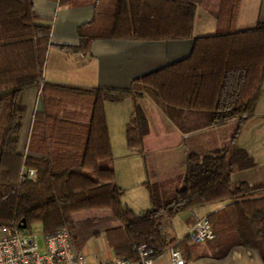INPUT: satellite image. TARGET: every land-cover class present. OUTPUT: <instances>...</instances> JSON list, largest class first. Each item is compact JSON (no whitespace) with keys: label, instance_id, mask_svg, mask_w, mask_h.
<instances>
[{"label":"trees","instance_id":"obj_1","mask_svg":"<svg viewBox=\"0 0 264 264\" xmlns=\"http://www.w3.org/2000/svg\"><path fill=\"white\" fill-rule=\"evenodd\" d=\"M237 5L238 0H222L221 13L228 21L235 17ZM196 8L183 0H117L105 22L94 32L81 33L83 49L96 37L192 38L193 44L188 56L135 78L128 89H83L93 98L87 122L60 118L46 103L43 142L48 157L40 158L21 148L27 110L22 96L27 88L43 85L51 26L36 22L32 0H0V116L7 118L0 146V228L19 225L22 219L27 229L39 223L44 233L67 227L77 249L118 221L126 241L116 251L120 258L135 259L137 245L145 243L160 255L176 244L165 227L179 212L228 201L224 210L208 216L215 234L211 241L220 254L244 246L258 250L264 261V185L232 180L235 172L256 166L236 139L252 117L262 89L264 21L245 30L227 27L193 36ZM144 96L183 133L233 120L238 126L227 146L189 155L184 174L169 194L163 189L166 182H146L152 208L138 214L123 203V190L116 181L105 103L134 100L126 138L135 151L142 148L150 129L140 103ZM24 168L34 169L36 178H28ZM90 210L108 215L76 220V214Z\"/></svg>","mask_w":264,"mask_h":264},{"label":"crops","instance_id":"obj_2","mask_svg":"<svg viewBox=\"0 0 264 264\" xmlns=\"http://www.w3.org/2000/svg\"><path fill=\"white\" fill-rule=\"evenodd\" d=\"M104 0H32L36 22L51 26L50 43L43 68V85L27 88L22 100L26 118L22 133V149L26 155L47 158L44 150L43 112L50 104L53 114L73 116L88 121L93 102L92 95L83 89H128L132 81L146 73L179 61L189 55L193 39L140 40L109 37L93 38L88 46L80 48L81 33L94 32L113 11L105 10ZM117 2V0H112ZM196 4L193 36L215 34L222 28L245 30L264 21V0H238L233 20L221 13L222 0H183ZM116 6V5H115ZM70 88H74L71 90ZM143 101L145 104H143ZM149 122V133L142 148L131 151L126 138L134 100L128 97L120 102L108 101L105 111L112 148V165L116 181L123 190V203L138 214L152 208L146 182L176 180L186 169L189 155L227 146L233 139L238 121L222 126L203 128L183 133L163 110L148 96L140 98ZM57 119L61 121L62 119ZM7 118L0 116V146ZM34 148L29 145L33 133ZM256 161V166L233 174L234 183L247 181L251 186L264 185V79L254 113L245 121L236 139ZM150 159L151 173H149ZM31 168H24L27 173ZM228 201L205 204L183 210L166 223V233L176 239L186 264H264L256 249L234 246L220 254L214 241L192 242L189 232L196 221L222 211ZM107 211L90 210L75 215L76 220L107 216ZM126 241L118 221L111 230H102L89 237L77 251L87 255L89 264L111 262L119 258L116 246ZM154 264H174L168 251L158 255Z\"/></svg>","mask_w":264,"mask_h":264},{"label":"built area","instance_id":"obj_3","mask_svg":"<svg viewBox=\"0 0 264 264\" xmlns=\"http://www.w3.org/2000/svg\"><path fill=\"white\" fill-rule=\"evenodd\" d=\"M60 4L65 0H55ZM28 178H36L34 169L27 171ZM0 237V264H89L87 255L77 251L71 231L61 228L52 233H33L19 225L3 226ZM215 237L208 217L196 221L189 232L192 242H207ZM43 238V244L39 242ZM137 258H116L111 262L98 261L95 264H154L158 255L152 247L143 243L136 246ZM174 264H186L182 252L176 247L167 250Z\"/></svg>","mask_w":264,"mask_h":264},{"label":"rangeland","instance_id":"obj_4","mask_svg":"<svg viewBox=\"0 0 264 264\" xmlns=\"http://www.w3.org/2000/svg\"><path fill=\"white\" fill-rule=\"evenodd\" d=\"M103 6L105 8V10L107 11H111L115 9V5L116 2L112 1V0H104L103 2ZM143 104H145V102L143 101ZM148 168H149V173H151V164H150V159H148ZM165 183V182H164ZM176 181L175 180H170V181H166L165 186L163 187L165 193L169 194V192H171V190H173L174 186L176 185ZM30 231H32L33 233H43L41 225L39 223H33L30 225ZM4 234L0 228V237H2ZM39 242L42 245L43 244V238H39Z\"/></svg>","mask_w":264,"mask_h":264},{"label":"water","instance_id":"obj_5","mask_svg":"<svg viewBox=\"0 0 264 264\" xmlns=\"http://www.w3.org/2000/svg\"><path fill=\"white\" fill-rule=\"evenodd\" d=\"M19 227H21L22 229H26L27 228V223L25 219H22L19 223Z\"/></svg>","mask_w":264,"mask_h":264}]
</instances>
